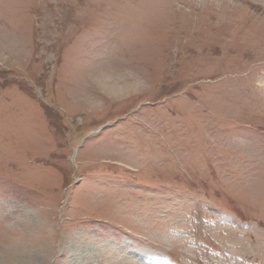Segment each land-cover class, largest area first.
<instances>
[{
    "label": "rangeland",
    "instance_id": "1",
    "mask_svg": "<svg viewBox=\"0 0 264 264\" xmlns=\"http://www.w3.org/2000/svg\"><path fill=\"white\" fill-rule=\"evenodd\" d=\"M0 264H264V0H0Z\"/></svg>",
    "mask_w": 264,
    "mask_h": 264
},
{
    "label": "bare ground",
    "instance_id": "2",
    "mask_svg": "<svg viewBox=\"0 0 264 264\" xmlns=\"http://www.w3.org/2000/svg\"><path fill=\"white\" fill-rule=\"evenodd\" d=\"M106 78V77H105Z\"/></svg>",
    "mask_w": 264,
    "mask_h": 264
}]
</instances>
